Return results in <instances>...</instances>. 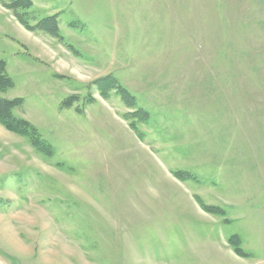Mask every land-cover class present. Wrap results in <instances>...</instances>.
Here are the masks:
<instances>
[{"label": "rangeland", "instance_id": "1", "mask_svg": "<svg viewBox=\"0 0 264 264\" xmlns=\"http://www.w3.org/2000/svg\"><path fill=\"white\" fill-rule=\"evenodd\" d=\"M5 2L0 264H264V0Z\"/></svg>", "mask_w": 264, "mask_h": 264}, {"label": "trees", "instance_id": "2", "mask_svg": "<svg viewBox=\"0 0 264 264\" xmlns=\"http://www.w3.org/2000/svg\"><path fill=\"white\" fill-rule=\"evenodd\" d=\"M3 1H7L5 2V5L16 11L19 10L25 12L31 7L30 0H3ZM18 18L20 22L22 21L21 22L22 25L26 26L27 29H29L32 32L43 31L58 37V30L54 18H48L38 23L36 26H30L28 25L27 22H23L21 15H19ZM95 85L101 96L106 99L108 98L109 93L111 91L117 89L122 100L129 107L131 108L134 107V100L132 96L124 88L119 87L118 83L114 78L112 77L102 78L100 80H97L95 82ZM13 87H14V83L6 72V63L5 61L0 59V93H5L10 89H12ZM75 100H77V98H71V101L66 103L65 106L70 107L72 105V101ZM22 105H23V100L21 99L9 101V100H4L0 97V124L3 125L8 131L27 138L38 153L46 157H52L53 152L51 150V147L48 145V143H46L42 139L38 130L34 126L27 123L26 121L18 120L13 116V110L21 107ZM137 115L142 116V119L147 121L146 113L139 111ZM204 209L213 214L218 213L219 215H223L224 213L222 210L211 207H205ZM229 244L235 250V253L237 255L243 258L248 257V255L244 252V250L241 247L242 242L238 236L235 235L231 237L229 239Z\"/></svg>", "mask_w": 264, "mask_h": 264}, {"label": "bare ground", "instance_id": "3", "mask_svg": "<svg viewBox=\"0 0 264 264\" xmlns=\"http://www.w3.org/2000/svg\"><path fill=\"white\" fill-rule=\"evenodd\" d=\"M150 185V184H149Z\"/></svg>", "mask_w": 264, "mask_h": 264}]
</instances>
